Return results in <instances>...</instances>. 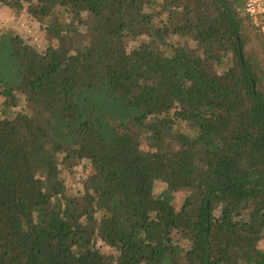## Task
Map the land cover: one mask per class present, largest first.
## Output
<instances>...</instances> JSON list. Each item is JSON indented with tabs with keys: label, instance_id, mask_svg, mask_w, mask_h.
<instances>
[{
	"label": "trees",
	"instance_id": "obj_1",
	"mask_svg": "<svg viewBox=\"0 0 264 264\" xmlns=\"http://www.w3.org/2000/svg\"><path fill=\"white\" fill-rule=\"evenodd\" d=\"M0 4L52 38L0 33V264H264V30L245 0Z\"/></svg>",
	"mask_w": 264,
	"mask_h": 264
},
{
	"label": "rangeland",
	"instance_id": "obj_2",
	"mask_svg": "<svg viewBox=\"0 0 264 264\" xmlns=\"http://www.w3.org/2000/svg\"><path fill=\"white\" fill-rule=\"evenodd\" d=\"M264 30V27H262ZM5 31H13L20 34L30 44L43 49L47 46L48 42L52 41L51 34L45 29V26L32 18L31 15L22 11L16 13L11 8L0 4V33ZM54 41V40H53ZM138 44V40L129 44V49L134 48ZM3 98L0 95V102ZM16 108L24 111H28L27 100L24 96L19 95V101ZM90 169L89 161L84 162L80 167L76 169L75 174H64V181L66 185V192L69 194L74 193L77 187L82 185V179L86 176ZM167 187V183L162 180H157L155 183V191L161 193ZM181 197H176L177 203H179ZM264 247V244H263Z\"/></svg>",
	"mask_w": 264,
	"mask_h": 264
},
{
	"label": "built area",
	"instance_id": "obj_3",
	"mask_svg": "<svg viewBox=\"0 0 264 264\" xmlns=\"http://www.w3.org/2000/svg\"><path fill=\"white\" fill-rule=\"evenodd\" d=\"M245 9L258 27H264V0H245Z\"/></svg>",
	"mask_w": 264,
	"mask_h": 264
}]
</instances>
